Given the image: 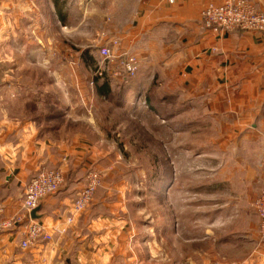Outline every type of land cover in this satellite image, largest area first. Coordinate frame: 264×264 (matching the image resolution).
<instances>
[{
	"label": "crops",
	"instance_id": "0c3cea01",
	"mask_svg": "<svg viewBox=\"0 0 264 264\" xmlns=\"http://www.w3.org/2000/svg\"><path fill=\"white\" fill-rule=\"evenodd\" d=\"M221 1L0 0V13L6 16L1 44L12 55L8 60L58 62V53H47V47L56 50L59 30L79 51L93 48L87 56L75 57L90 71L95 55L101 56L97 48L114 38L119 40L118 54H135L140 62L139 72L130 78L76 73L78 81H90L80 87L93 92L90 108L77 101L58 103L57 91L51 102L53 94L45 86L16 84L12 73L5 86L0 84L4 215L21 209L27 185L39 170L60 168L66 178L38 211L37 220L51 239L23 248L21 229L5 232L0 235V264H264L259 217L251 207L264 188V33L204 27L202 10ZM252 1L264 10V0ZM100 29L106 33L96 38ZM114 64L105 60L103 66ZM4 94L22 101L5 103ZM96 98L110 100L108 106L117 112L131 109L151 116L172 139L197 135L214 143L216 148L194 147L199 157L214 158L216 175V192L207 199L214 208L198 213L195 228L170 221L163 229L152 220L143 230L130 227L122 211L127 200L120 193L117 198L105 193L121 185L106 181L91 204L68 221L87 172L105 170L113 157L102 145L106 132L96 127L101 123L94 112L102 106ZM58 105L71 119L70 128L58 125ZM80 112L85 116L78 117ZM76 125L83 130L72 131ZM217 159L226 160L220 165ZM160 184L175 186L170 177Z\"/></svg>",
	"mask_w": 264,
	"mask_h": 264
},
{
	"label": "rangeland",
	"instance_id": "374dc122",
	"mask_svg": "<svg viewBox=\"0 0 264 264\" xmlns=\"http://www.w3.org/2000/svg\"><path fill=\"white\" fill-rule=\"evenodd\" d=\"M5 22V14L0 13V84L5 86L7 80L10 79L8 75L12 73L14 78L11 79L16 84L25 81L32 88L45 86L48 94H53L51 98L48 96L51 102L55 96V91H57L58 103L77 101L82 105L89 103L88 107L90 108L89 97L92 96L93 92L86 89V86L80 88L90 81H78L76 76V73L77 75L78 73L87 75V71L90 70L85 63L83 64V61H75V57L77 55L87 56V53H90L93 48L85 50V47H82V51L81 49L79 51L72 45L74 40L68 41L70 38L58 30L56 50L47 47V53H58L60 56L58 62L8 60L7 55H12L8 54L5 44H1L6 39V30L2 28ZM105 33L100 29L97 34L95 31V37L98 35L101 38ZM92 53L95 54L96 52ZM16 56L21 58L20 54H16ZM103 64V57L98 54L95 55V66L91 71L98 78L105 76V74L99 75L97 70L100 66L102 69L108 70V67H103ZM55 70H58V80L55 77ZM77 82L84 84L76 85ZM70 85L76 87V90H69ZM91 85L94 86V92H96L97 80L91 81ZM89 87L90 85H88ZM1 99L5 103L22 101L12 100L6 94ZM96 99L99 105L102 104L99 111L94 112L95 119L101 123L96 127H102L106 132L108 140L103 141L102 145L112 151L113 157L109 160L110 162L105 164L107 165L105 170L94 167L93 169L102 173L103 181L121 185V189L116 188V190H108L105 193L115 198L120 193L121 197L127 200L126 207L124 210L122 209L131 221L127 224L134 229L143 230L148 228V224L152 220L153 225L165 229L168 222L178 221L187 229L195 228L198 213L202 212V209L205 211V209L214 208L207 199L216 192L213 187L216 175L212 173L215 167L214 158L199 157L194 147L198 148L201 145L209 147L210 145L216 148L214 143L203 142L197 135L190 138L175 137L172 139L166 132V127L158 125L151 116L134 112L131 109L117 112L108 106L110 100ZM29 101L28 107L33 110L31 99ZM61 108L58 105V125L68 127V124H71V119L63 114ZM50 111L54 112V109ZM83 116H85L83 112L78 114L80 118ZM71 129L72 131L83 130V127L76 125ZM188 145L190 148L192 147L191 150L183 148L184 146L188 147ZM114 151H116L117 156ZM217 160V164L221 165L226 159ZM112 163L115 168H110ZM164 177L173 178L175 186L167 189L165 185L160 184ZM217 192H221V190L218 189ZM95 198L96 193L93 199ZM206 201L205 205L204 202ZM182 206L184 207L182 208ZM251 207L253 214H256L253 203Z\"/></svg>",
	"mask_w": 264,
	"mask_h": 264
},
{
	"label": "built area",
	"instance_id": "2783aa9c",
	"mask_svg": "<svg viewBox=\"0 0 264 264\" xmlns=\"http://www.w3.org/2000/svg\"><path fill=\"white\" fill-rule=\"evenodd\" d=\"M177 0H167L174 4ZM204 27L215 32L235 31L264 33V10L258 8L252 0H222L220 3H209L202 10ZM119 40L114 38L110 45L101 46L98 51L105 60L115 64L108 70L98 68L99 75L109 72L121 79L134 77L140 68L138 56L131 53L118 54L116 47ZM105 67V65L103 66ZM65 173L60 168H43L37 172L27 185L21 209L13 216L4 215L0 209V235L21 229L23 240L21 246L29 248L51 236L45 226L34 219L32 211L41 205L43 199L55 194L65 183ZM86 185L78 192L71 215L67 218L72 222L74 217L88 207L99 187L103 183V175L97 169H91L86 177ZM254 210L259 217V233L264 241V188L257 194L253 202Z\"/></svg>",
	"mask_w": 264,
	"mask_h": 264
},
{
	"label": "water",
	"instance_id": "95a60500",
	"mask_svg": "<svg viewBox=\"0 0 264 264\" xmlns=\"http://www.w3.org/2000/svg\"><path fill=\"white\" fill-rule=\"evenodd\" d=\"M39 210H40V206L37 207L36 209H34V210L32 211L31 215H32V217H33L34 219H38V218H39V215H38V211H39Z\"/></svg>",
	"mask_w": 264,
	"mask_h": 264
},
{
	"label": "trees",
	"instance_id": "16d2710c",
	"mask_svg": "<svg viewBox=\"0 0 264 264\" xmlns=\"http://www.w3.org/2000/svg\"><path fill=\"white\" fill-rule=\"evenodd\" d=\"M65 181H66V180H65ZM64 184H65V183H64ZM60 189H61V188H60ZM60 189H59V190H60ZM59 190H58V191H59Z\"/></svg>",
	"mask_w": 264,
	"mask_h": 264
}]
</instances>
